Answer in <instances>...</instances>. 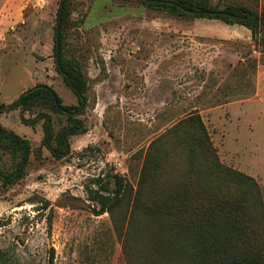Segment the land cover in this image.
<instances>
[{
  "label": "rangeland",
  "instance_id": "374dc122",
  "mask_svg": "<svg viewBox=\"0 0 264 264\" xmlns=\"http://www.w3.org/2000/svg\"><path fill=\"white\" fill-rule=\"evenodd\" d=\"M59 0H0V104L46 84L64 105L76 98L54 70L52 38ZM216 9L264 14V0H208ZM63 55L86 77L85 133L69 154L42 147L43 123L55 135L64 116L41 105L0 113V125L30 146L23 177L0 183V264H126L128 215L115 227L95 216L85 187L116 173L136 186L150 143L191 113L204 123L222 164L253 178L264 199V32L239 24L176 16L141 0H70ZM23 119V120H22ZM33 123L26 124L25 121ZM15 158L0 152V168ZM264 255V218H257ZM168 264V263H166ZM169 264H178L171 261Z\"/></svg>",
  "mask_w": 264,
  "mask_h": 264
},
{
  "label": "trees",
  "instance_id": "16d2710c",
  "mask_svg": "<svg viewBox=\"0 0 264 264\" xmlns=\"http://www.w3.org/2000/svg\"><path fill=\"white\" fill-rule=\"evenodd\" d=\"M141 1L172 15L239 24L252 33L260 27L264 32V14L258 16L242 8L219 10L208 0ZM69 4L70 0L58 1L52 58L56 74L77 103L64 105L51 86L37 84L12 103L0 104V113L41 105L66 117L68 125L53 135L50 119L42 116L41 145L55 159L69 154V137L86 132L77 117L85 108L87 80L79 64L63 55ZM0 152L16 160L11 170L0 168V183L19 181L29 163L27 140L0 125ZM85 195L93 204V214H109L115 227L120 225L118 218L125 208L126 264H264L257 244V218H264L261 188L250 176L220 162L195 112L150 143L135 187L120 175L107 172L85 187ZM48 264H52L51 258Z\"/></svg>",
  "mask_w": 264,
  "mask_h": 264
},
{
  "label": "crops",
  "instance_id": "0c3cea01",
  "mask_svg": "<svg viewBox=\"0 0 264 264\" xmlns=\"http://www.w3.org/2000/svg\"><path fill=\"white\" fill-rule=\"evenodd\" d=\"M15 0H12V2H11V4H10V2H9V6L7 7V9L10 11V10H14V8H15ZM2 24H1V26H0V34L1 33H3V31H4V28L6 27V26H8L9 25V22H7V21H5V22H1Z\"/></svg>",
  "mask_w": 264,
  "mask_h": 264
}]
</instances>
